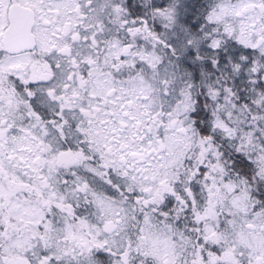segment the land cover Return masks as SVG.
<instances>
[{"label":"snow or ice","instance_id":"snow-or-ice-1","mask_svg":"<svg viewBox=\"0 0 264 264\" xmlns=\"http://www.w3.org/2000/svg\"><path fill=\"white\" fill-rule=\"evenodd\" d=\"M0 264H264V0H0Z\"/></svg>","mask_w":264,"mask_h":264}]
</instances>
